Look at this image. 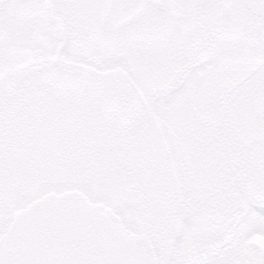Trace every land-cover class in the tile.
Listing matches in <instances>:
<instances>
[{
  "label": "snow or ice",
  "instance_id": "obj_1",
  "mask_svg": "<svg viewBox=\"0 0 264 264\" xmlns=\"http://www.w3.org/2000/svg\"><path fill=\"white\" fill-rule=\"evenodd\" d=\"M0 264H264V0H0Z\"/></svg>",
  "mask_w": 264,
  "mask_h": 264
}]
</instances>
